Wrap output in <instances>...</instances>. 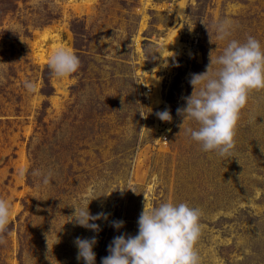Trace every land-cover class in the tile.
<instances>
[{"label":"rangeland","instance_id":"obj_1","mask_svg":"<svg viewBox=\"0 0 264 264\" xmlns=\"http://www.w3.org/2000/svg\"><path fill=\"white\" fill-rule=\"evenodd\" d=\"M224 21L229 39L264 48V0H0V198L12 207L0 264H84L74 240L94 235L101 264L115 236L137 234L145 198L202 211L201 264H264V90L241 110L231 157L202 151L185 131L198 124L177 115L191 75L226 47ZM59 47L80 59L71 76L48 68ZM87 203L107 214L98 233L69 221Z\"/></svg>","mask_w":264,"mask_h":264},{"label":"clouds","instance_id":"obj_2","mask_svg":"<svg viewBox=\"0 0 264 264\" xmlns=\"http://www.w3.org/2000/svg\"><path fill=\"white\" fill-rule=\"evenodd\" d=\"M208 31L206 24L201 22ZM209 33V31H208ZM217 40H228L223 52L213 57L206 71L191 75L189 83L193 91L184 97L186 105L177 109V115L198 124L197 129L187 128L186 134L201 145L204 152L215 151L221 157H231L235 147V134L241 110L245 108L251 92L264 90V48L260 42L249 35L244 42L229 39L231 25L224 21L215 25ZM210 43H215L209 33ZM79 57L71 50L59 47L49 60L48 68L58 78L71 76L80 68ZM215 66V67H214ZM24 87L30 93L37 91L31 81H25ZM140 112V111H139ZM141 116H145L140 112ZM155 115L164 122H171L169 109L158 111ZM264 152V147H261ZM29 174L27 167L18 171L21 178ZM32 175L42 176V183L51 182V173L44 174L33 170ZM121 191L135 187L120 188ZM86 207H75L69 221L98 233L100 225L94 223L107 219V214L92 215ZM202 211L185 202H161L149 207L144 201L143 210L138 217L136 235L121 234L115 236L108 245V255L101 258V264H201L196 244L202 234L200 219ZM11 204L0 198V244L11 223ZM115 229L124 226L123 220L112 221ZM77 260L84 264H96L97 236L90 238L76 237Z\"/></svg>","mask_w":264,"mask_h":264},{"label":"bare ground","instance_id":"obj_3","mask_svg":"<svg viewBox=\"0 0 264 264\" xmlns=\"http://www.w3.org/2000/svg\"><path fill=\"white\" fill-rule=\"evenodd\" d=\"M173 33V32H172ZM169 40V39H168ZM166 43V42H165ZM162 44V49L164 52H166V47L168 45V48L170 49L171 47H174V45H178V39H177V36L173 34H171L170 36V41L169 43H166V44ZM171 52H174V50H171ZM41 54V53H40ZM43 57V56H42ZM44 58V57H43ZM43 58H41V60H43ZM47 60V58L45 59ZM49 60V59H48ZM156 91H157V96H159V85L158 83L156 84ZM159 97H157V104L159 103Z\"/></svg>","mask_w":264,"mask_h":264},{"label":"built area","instance_id":"obj_4","mask_svg":"<svg viewBox=\"0 0 264 264\" xmlns=\"http://www.w3.org/2000/svg\"><path fill=\"white\" fill-rule=\"evenodd\" d=\"M164 124L166 125L165 122H164ZM161 137H162V140L165 141L166 138H167L166 132L162 131V133H161Z\"/></svg>","mask_w":264,"mask_h":264}]
</instances>
